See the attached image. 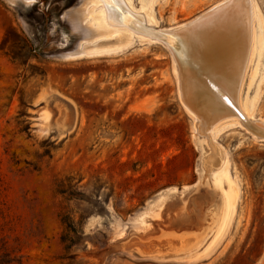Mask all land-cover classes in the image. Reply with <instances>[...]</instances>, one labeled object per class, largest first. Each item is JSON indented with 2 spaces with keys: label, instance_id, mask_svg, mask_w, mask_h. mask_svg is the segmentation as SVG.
<instances>
[{
  "label": "rangeland",
  "instance_id": "rangeland-1",
  "mask_svg": "<svg viewBox=\"0 0 264 264\" xmlns=\"http://www.w3.org/2000/svg\"><path fill=\"white\" fill-rule=\"evenodd\" d=\"M100 1L0 0V264H264V138L200 135L166 44L228 0ZM246 1L239 98L264 125V0ZM108 7L127 11L98 27ZM209 145L237 188L221 235Z\"/></svg>",
  "mask_w": 264,
  "mask_h": 264
},
{
  "label": "bare ground",
  "instance_id": "bare-ground-1",
  "mask_svg": "<svg viewBox=\"0 0 264 264\" xmlns=\"http://www.w3.org/2000/svg\"><path fill=\"white\" fill-rule=\"evenodd\" d=\"M115 1L120 2V0ZM251 6L246 0H228L211 8L209 12L175 31L173 35L176 39H169V42L166 41L173 56L172 58H174L179 98L187 113L196 120L194 127L198 130L197 132L208 139L211 132L220 130L224 124L226 126L229 124L241 126L243 124L247 129L253 130L254 133L264 136V125L260 122L249 120L251 119V108L246 105L244 100L241 102L242 100L240 101L239 98L243 75L255 50V29L253 30V11ZM89 7L91 8V6ZM104 9H101V11ZM121 9L108 7L105 14L96 16L101 21L96 23L97 26L102 27L105 21L116 22L117 24L120 14H124L127 11V9H123L121 13ZM78 10L81 11V9ZM143 20L145 19L143 18ZM108 25L110 24L108 23ZM138 29L144 30L140 26ZM110 30L108 31L110 32ZM103 38L105 39L106 37ZM108 38L111 39L110 37ZM129 45H131V42ZM81 55L83 56L84 54ZM78 56L80 55L78 54ZM254 99L256 101V98ZM240 116H243V119ZM210 147L208 148L210 149L208 151L210 156L207 160L213 167H216L217 172L214 182L222 191L217 230V235H221L234 212L237 188L228 176L227 157L223 156L219 147H217L218 149L213 145Z\"/></svg>",
  "mask_w": 264,
  "mask_h": 264
},
{
  "label": "trees",
  "instance_id": "trees-1",
  "mask_svg": "<svg viewBox=\"0 0 264 264\" xmlns=\"http://www.w3.org/2000/svg\"><path fill=\"white\" fill-rule=\"evenodd\" d=\"M65 218H66V216H64V217H62V222H64V223H68V227L70 228V230L71 229H74L73 227H72V225H70L71 223H70V221L69 222H66V220H65ZM68 218V217H67ZM63 239V238H62ZM65 241V240H64Z\"/></svg>",
  "mask_w": 264,
  "mask_h": 264
},
{
  "label": "water",
  "instance_id": "water-1",
  "mask_svg": "<svg viewBox=\"0 0 264 264\" xmlns=\"http://www.w3.org/2000/svg\"><path fill=\"white\" fill-rule=\"evenodd\" d=\"M242 119H243V116H240ZM249 130V129H248ZM250 131H252L253 133H254V131L253 130H250ZM254 134H256V133H254ZM256 135H258L259 137H261V138H264V136L263 135H260V134H256Z\"/></svg>",
  "mask_w": 264,
  "mask_h": 264
}]
</instances>
